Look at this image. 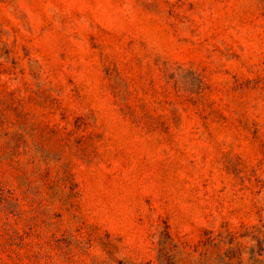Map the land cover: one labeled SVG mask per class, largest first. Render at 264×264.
<instances>
[{"label":"rangeland","instance_id":"obj_1","mask_svg":"<svg viewBox=\"0 0 264 264\" xmlns=\"http://www.w3.org/2000/svg\"><path fill=\"white\" fill-rule=\"evenodd\" d=\"M262 223L264 0H0V264Z\"/></svg>","mask_w":264,"mask_h":264},{"label":"trees","instance_id":"obj_2","mask_svg":"<svg viewBox=\"0 0 264 264\" xmlns=\"http://www.w3.org/2000/svg\"><path fill=\"white\" fill-rule=\"evenodd\" d=\"M158 264H177L179 245L168 230L158 240ZM194 264H264V223L237 234L232 230L208 231L196 248ZM247 257V258H246Z\"/></svg>","mask_w":264,"mask_h":264}]
</instances>
